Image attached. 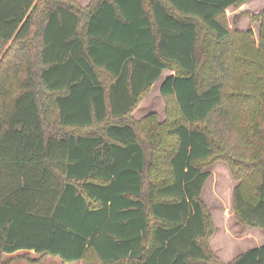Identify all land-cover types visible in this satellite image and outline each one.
<instances>
[{"label":"trees","instance_id":"1","mask_svg":"<svg viewBox=\"0 0 264 264\" xmlns=\"http://www.w3.org/2000/svg\"><path fill=\"white\" fill-rule=\"evenodd\" d=\"M247 1L0 0V264H223L202 201L217 161L264 230V12L258 49L226 19ZM165 71L167 120H135Z\"/></svg>","mask_w":264,"mask_h":264},{"label":"rangeland","instance_id":"2","mask_svg":"<svg viewBox=\"0 0 264 264\" xmlns=\"http://www.w3.org/2000/svg\"><path fill=\"white\" fill-rule=\"evenodd\" d=\"M82 7H87L92 0H74ZM264 12V0H249L239 7H230L226 11L227 24L234 32L252 33V41L256 49L260 48L262 19ZM173 74L165 71L162 80L158 81L152 90L144 97L139 108L134 113L135 120H143L149 115H156L160 124L167 120V103L161 96L160 88L163 79ZM211 172L203 194L202 201L210 213L215 234L210 238L209 244L213 254L223 264L231 263L244 252L264 245V239H260L263 229L244 227L238 222L234 204V189L239 184L232 176L227 163L217 161L207 168ZM246 226V225H245ZM245 228L243 234L242 229ZM17 257V256H16ZM25 259L15 258V264H65L59 257L40 256L33 253L24 255ZM96 260V259H94ZM92 262H95L91 260ZM67 264H84L76 261Z\"/></svg>","mask_w":264,"mask_h":264},{"label":"crops","instance_id":"3","mask_svg":"<svg viewBox=\"0 0 264 264\" xmlns=\"http://www.w3.org/2000/svg\"><path fill=\"white\" fill-rule=\"evenodd\" d=\"M165 73V72H164ZM164 75V74H163ZM163 77V76H162ZM167 78V77H166ZM165 78V79H166ZM165 79H163V81L165 80ZM162 80V79H161ZM244 227H250V226H245V225H243ZM259 229V228H258ZM243 231H245V228L244 229H242L241 230V232H242V234H243ZM258 236H260V239H264V233H260V235H258ZM247 252V251H246ZM27 253H33V254H35L34 252H23V251H21V252H18V253H15V254H12V255H5L4 256V260H11V259H13V258H15L16 256H19V255H22V254H27ZM245 253V252H244ZM35 255H38V254H35ZM15 263H17V262H13V264H15Z\"/></svg>","mask_w":264,"mask_h":264}]
</instances>
